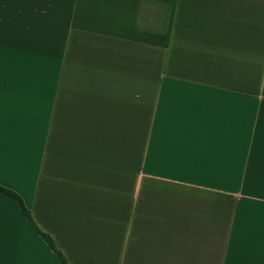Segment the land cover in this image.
Returning <instances> with one entry per match:
<instances>
[{
	"label": "crops",
	"instance_id": "1",
	"mask_svg": "<svg viewBox=\"0 0 264 264\" xmlns=\"http://www.w3.org/2000/svg\"><path fill=\"white\" fill-rule=\"evenodd\" d=\"M0 186L67 264H264V0H0Z\"/></svg>",
	"mask_w": 264,
	"mask_h": 264
},
{
	"label": "trees",
	"instance_id": "2",
	"mask_svg": "<svg viewBox=\"0 0 264 264\" xmlns=\"http://www.w3.org/2000/svg\"><path fill=\"white\" fill-rule=\"evenodd\" d=\"M145 4H148V5H155V6H158V7H161L163 8V11L166 13V5L164 4H155V3H145ZM161 13V10H159V14ZM164 27H165V21H159L157 22L156 24L154 25H150L149 28L150 30H155V31H163L164 30ZM0 192L1 193H4V194H7V195H10L11 197H13L20 205L21 209H22V212L24 213V215L26 216V218L29 220V222L31 223V225L36 229V231L40 234V236L46 241V243L48 245H50V247L58 254V256L60 257L61 259V262L63 264H67L65 258L62 256V254L57 250V248L55 247V244L54 242L52 241L51 237L42 232L38 227L37 225L35 224V222L33 221L31 215H30V212L28 211V209L24 206L22 200L20 199V197L18 195H16L14 192L8 190V189H5L3 187L0 186Z\"/></svg>",
	"mask_w": 264,
	"mask_h": 264
},
{
	"label": "rangeland",
	"instance_id": "3",
	"mask_svg": "<svg viewBox=\"0 0 264 264\" xmlns=\"http://www.w3.org/2000/svg\"><path fill=\"white\" fill-rule=\"evenodd\" d=\"M148 13H149V10H144L143 11V14H142L143 15L142 23H145L146 22Z\"/></svg>",
	"mask_w": 264,
	"mask_h": 264
},
{
	"label": "snow or ice",
	"instance_id": "4",
	"mask_svg": "<svg viewBox=\"0 0 264 264\" xmlns=\"http://www.w3.org/2000/svg\"><path fill=\"white\" fill-rule=\"evenodd\" d=\"M0 239H2V237H0ZM23 264H42V262H39V261H25V262H23Z\"/></svg>",
	"mask_w": 264,
	"mask_h": 264
}]
</instances>
